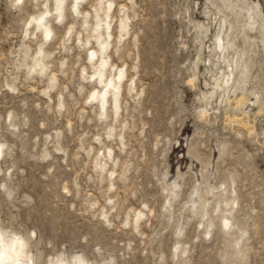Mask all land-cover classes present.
I'll use <instances>...</instances> for the list:
<instances>
[{"label": "rangeland", "instance_id": "rangeland-1", "mask_svg": "<svg viewBox=\"0 0 264 264\" xmlns=\"http://www.w3.org/2000/svg\"><path fill=\"white\" fill-rule=\"evenodd\" d=\"M0 146L23 264H264V0H0Z\"/></svg>", "mask_w": 264, "mask_h": 264}, {"label": "bare ground", "instance_id": "bare-ground-1", "mask_svg": "<svg viewBox=\"0 0 264 264\" xmlns=\"http://www.w3.org/2000/svg\"><path fill=\"white\" fill-rule=\"evenodd\" d=\"M58 2L61 3V0H58ZM73 7L76 11H78L76 4H73ZM58 10H60V8H58ZM33 20H35V23L37 26L43 27V33H45L46 36H48L50 34V32H51L50 27L46 24H42V16L33 17ZM123 28H124V26L121 25V29H123ZM98 41H100V40H98ZM100 43H104V44H100ZM100 43L99 44L101 45V49H104L106 42H100ZM218 46H219V50L221 52L227 48V46H225L224 43L222 42L221 36L218 37ZM90 55L93 56L94 51ZM224 58L225 57H223V59ZM226 58H227V56H226ZM226 61L228 62V60H226ZM103 63H101V64L103 65ZM225 64H227V67L231 66L230 63H225ZM231 70H232V67H231ZM95 74L97 75L98 78H101L103 75V68L101 67L100 69H96ZM121 76H122L121 73H119L116 76L117 83H115L116 82L115 80L114 81H110V80L106 81L105 82V89L100 93L93 92L91 94V98L98 97L100 104H104V102L106 100V93L108 90H111L113 92V96H114V100H115L114 107L116 109L117 108V104H116L117 90L116 89H117L118 83L120 82ZM239 101H240V99L237 100V102H239ZM0 154H1V146H0ZM228 224H230V222H228ZM222 226L226 227L225 224H222ZM23 245H24L23 239H22V237H19V236H17L16 238H13L11 243L7 244L6 240L4 239V235L0 230V246L2 247V248H0V264H23V262L21 260V255L23 252ZM56 261L57 262L55 264H66V262L62 256ZM26 264H32V263H30V261H27ZM73 264H87V263L81 254H77L74 258Z\"/></svg>", "mask_w": 264, "mask_h": 264}]
</instances>
